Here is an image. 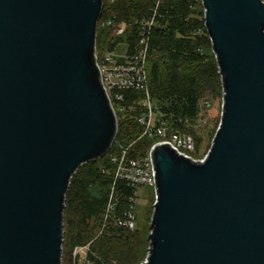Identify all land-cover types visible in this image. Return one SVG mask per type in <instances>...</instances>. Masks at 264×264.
<instances>
[{
  "label": "water",
  "instance_id": "1",
  "mask_svg": "<svg viewBox=\"0 0 264 264\" xmlns=\"http://www.w3.org/2000/svg\"><path fill=\"white\" fill-rule=\"evenodd\" d=\"M223 83L208 154L154 147L143 264H264V3L202 0ZM104 0H0V264H62L66 195L113 147L101 78Z\"/></svg>",
  "mask_w": 264,
  "mask_h": 264
},
{
  "label": "trees",
  "instance_id": "2",
  "mask_svg": "<svg viewBox=\"0 0 264 264\" xmlns=\"http://www.w3.org/2000/svg\"><path fill=\"white\" fill-rule=\"evenodd\" d=\"M156 8L158 24L153 30L147 62L151 94L163 113L194 119L199 101H214L206 95H219L223 90L201 0L105 1L98 27L97 50L103 47L115 51L122 42L133 47L138 41L140 22L149 18ZM110 17L115 23L107 27L104 22ZM121 22L126 24L125 29L121 28ZM199 30L201 34L197 33ZM125 94V105L134 104L140 96L138 91ZM118 123L116 141L107 155L83 164L71 180L66 195L64 262L72 259L75 247L90 243L87 259L91 264H138L150 245L146 232L130 231L117 221L131 194L126 185H121L123 196L118 214L106 218L115 169L110 156L119 152V143L131 145V157L144 154L154 143L152 138L141 137L143 126L130 115L118 112ZM191 131L198 152L203 140L193 128ZM91 221H95L94 225Z\"/></svg>",
  "mask_w": 264,
  "mask_h": 264
},
{
  "label": "built area",
  "instance_id": "3",
  "mask_svg": "<svg viewBox=\"0 0 264 264\" xmlns=\"http://www.w3.org/2000/svg\"><path fill=\"white\" fill-rule=\"evenodd\" d=\"M105 1L113 3L116 0ZM262 2L264 3V0ZM157 10L158 8L149 18L140 22L137 43L131 48L128 47L123 55L116 58L105 57L101 60L97 54L102 82L117 116L119 111L123 112L124 115H130L143 126L141 137L147 136L154 139L153 145L144 154L131 157L129 154L131 145L126 146L119 143V152L110 156L115 169L106 205V218L118 214L120 200L123 196L121 185H126L131 194L128 196L127 207L123 210L122 215L117 217V221L130 231L137 229L136 206L139 188L144 185L155 187L156 184L154 147L161 143H167L187 158L202 160L194 157L196 138L191 128L195 127L196 121H204V114L213 105V101L210 99L200 100L197 116L191 119L188 116L165 114L155 103L148 82L147 62L151 50L153 30L158 24L159 14ZM114 23L113 17L104 22L107 27L114 25ZM120 26L125 29L126 24L121 22ZM197 33L201 34L202 30ZM128 91H138L140 94L132 105L124 104L127 99L125 92ZM89 250L90 243L77 246L75 253L84 254L88 261ZM88 263L91 264L90 261Z\"/></svg>",
  "mask_w": 264,
  "mask_h": 264
},
{
  "label": "rangeland",
  "instance_id": "4",
  "mask_svg": "<svg viewBox=\"0 0 264 264\" xmlns=\"http://www.w3.org/2000/svg\"><path fill=\"white\" fill-rule=\"evenodd\" d=\"M124 35L126 38L127 31L124 33ZM127 48H128L127 43L122 42L116 47L115 51H110L109 49H105L101 47L97 50V54L101 60L104 59L105 57L116 58V57H119V55H123L126 52ZM206 96L214 98V101H213L212 107L208 111H206V113L204 114V121H199V122L196 121L195 127H193V129L195 130V134L198 135V137H201L203 140L200 151L197 152V149H196L194 153V157L197 159H204L206 155L208 154L211 144L213 142L214 136L220 125L221 118H222V112H223V90L221 94L219 95H214V94L209 95L208 94ZM155 202H156V192H155L154 186L144 185L139 188L138 202L136 206V214H137V220H138L137 221V231L139 233L146 232L147 239L151 233V220H152V215L154 212ZM94 223L95 221H91L92 225H94ZM75 249L76 247L74 248L73 254L71 256L72 259L70 260V258H68V261H65V262L63 261L62 264H89L85 258V255L80 254V253L76 254ZM148 253H149V247L147 248L145 257L138 264L144 263V261L146 260L148 256Z\"/></svg>",
  "mask_w": 264,
  "mask_h": 264
}]
</instances>
